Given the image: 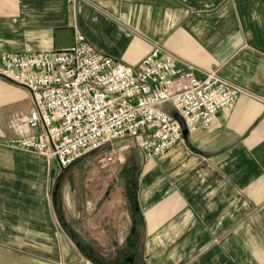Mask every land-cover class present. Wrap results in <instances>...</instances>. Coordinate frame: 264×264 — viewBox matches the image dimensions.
Returning a JSON list of instances; mask_svg holds the SVG:
<instances>
[{
	"label": "crops",
	"instance_id": "crops-1",
	"mask_svg": "<svg viewBox=\"0 0 264 264\" xmlns=\"http://www.w3.org/2000/svg\"><path fill=\"white\" fill-rule=\"evenodd\" d=\"M77 31L129 67L158 47L178 69L217 71L246 93L160 157L146 161L136 138L139 168L122 171L135 209L112 217L115 205L89 203L81 223L70 193L55 201L57 163L15 146L9 122L33 110L32 96L0 75V264H123L131 254L136 264H264V0H0V69L5 54L69 49ZM102 156L69 174L96 158L116 164ZM87 241L117 256L84 253Z\"/></svg>",
	"mask_w": 264,
	"mask_h": 264
},
{
	"label": "built area",
	"instance_id": "built-area-1",
	"mask_svg": "<svg viewBox=\"0 0 264 264\" xmlns=\"http://www.w3.org/2000/svg\"><path fill=\"white\" fill-rule=\"evenodd\" d=\"M78 0H66L74 6ZM156 47L136 68L98 53L81 32L69 49L37 55L5 54L0 75L26 88L33 110L12 117L15 146L33 152L61 170L103 148L102 162H123L114 143L126 137L150 161L208 129L216 115L232 109L245 92L209 71L197 77L178 60L161 58Z\"/></svg>",
	"mask_w": 264,
	"mask_h": 264
},
{
	"label": "rangeland",
	"instance_id": "rangeland-1",
	"mask_svg": "<svg viewBox=\"0 0 264 264\" xmlns=\"http://www.w3.org/2000/svg\"><path fill=\"white\" fill-rule=\"evenodd\" d=\"M113 146L115 148L123 149V152L120 154L124 157L123 162H115L116 164H111V166L102 167L101 164L97 163L96 158L90 162L84 163V165L75 169V174H69L73 170L74 165L81 161V159L75 162L69 168L60 170V179L58 189L56 190L57 195L55 196V201L60 207V193L63 192L64 196H67L69 195L68 193H70V197L74 198L72 203L76 207H79L81 209V223H87L88 219L90 218L89 213L83 212L82 210L83 208L88 207L89 203L93 204V206H97L98 210L105 203L109 204V208L111 207V205H115L116 208H118L119 206H123V208H129L130 201L128 202V198L133 195L134 189L131 186V176L127 180V177H124L125 175L122 171L128 170L130 172L129 175L133 176L135 174V171L139 168L138 165H136L137 155L135 152L137 148V139L134 137H126L124 139L116 141ZM108 153L109 149L106 147L93 154H95L96 157H100L103 155L102 157L104 158V154ZM105 189H107L106 192L110 194L109 199H107L108 197L104 194V192L102 194L101 200H97V202H94L95 194L97 193V196L99 197V192L105 191ZM130 203L132 204L131 208L134 210L135 205L132 202ZM93 212L94 211L92 210L91 215L93 214ZM120 212V208L114 210L110 208L112 217H118ZM104 214L105 212L103 211L102 216ZM66 219L67 221L70 220L68 216H66ZM85 237L88 239L87 236ZM83 244L84 243L80 244L82 252L87 253V250H92L94 253H96L98 258H102L103 262H110L117 256L118 251H115L116 249L109 248L106 251H102V249H100L95 242L87 241L86 244H88V247H86L87 245L85 246ZM141 245L142 243L140 242V247ZM85 260L87 261L86 258Z\"/></svg>",
	"mask_w": 264,
	"mask_h": 264
},
{
	"label": "water",
	"instance_id": "water-1",
	"mask_svg": "<svg viewBox=\"0 0 264 264\" xmlns=\"http://www.w3.org/2000/svg\"><path fill=\"white\" fill-rule=\"evenodd\" d=\"M173 118H174V119L178 122V124L181 126L182 133H183V138L185 139V138L187 137L188 133H187V130H186L185 126H184L183 121H182V120L180 119V117L177 116V115H174ZM133 260H134V254H131V255L129 256V258L126 259V262L129 263V264H133ZM95 264H97V262H96Z\"/></svg>",
	"mask_w": 264,
	"mask_h": 264
},
{
	"label": "flooded vegetation",
	"instance_id": "flooded-vegetation-1",
	"mask_svg": "<svg viewBox=\"0 0 264 264\" xmlns=\"http://www.w3.org/2000/svg\"><path fill=\"white\" fill-rule=\"evenodd\" d=\"M126 258H127V257H126ZM126 258H125V259H126ZM90 260H91L92 262H94V263H96V262L98 263L97 259H94L92 256L90 257ZM101 264H104V263H101ZM123 264H129V263H127V262L125 261ZM133 264H136L134 260H133Z\"/></svg>",
	"mask_w": 264,
	"mask_h": 264
},
{
	"label": "trees",
	"instance_id": "trees-1",
	"mask_svg": "<svg viewBox=\"0 0 264 264\" xmlns=\"http://www.w3.org/2000/svg\"><path fill=\"white\" fill-rule=\"evenodd\" d=\"M97 264H101V263L98 262Z\"/></svg>",
	"mask_w": 264,
	"mask_h": 264
}]
</instances>
